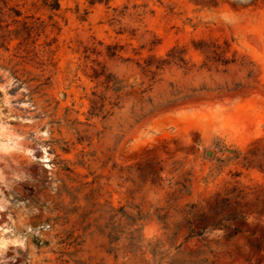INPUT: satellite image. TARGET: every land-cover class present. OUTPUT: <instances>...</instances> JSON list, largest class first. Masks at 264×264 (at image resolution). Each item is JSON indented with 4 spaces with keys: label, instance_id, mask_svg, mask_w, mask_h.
Segmentation results:
<instances>
[{
    "label": "rangeland",
    "instance_id": "1",
    "mask_svg": "<svg viewBox=\"0 0 264 264\" xmlns=\"http://www.w3.org/2000/svg\"><path fill=\"white\" fill-rule=\"evenodd\" d=\"M0 20V264H264V0Z\"/></svg>",
    "mask_w": 264,
    "mask_h": 264
},
{
    "label": "trees",
    "instance_id": "2",
    "mask_svg": "<svg viewBox=\"0 0 264 264\" xmlns=\"http://www.w3.org/2000/svg\"><path fill=\"white\" fill-rule=\"evenodd\" d=\"M43 2L51 10H59V8H60V0H43ZM13 13H14L15 17H20L21 16V13L19 11H17V10H13ZM15 22H19V21L15 20ZM22 26H23L24 30L26 31V34H27V36L25 38H23V40H27L32 34V27H29L26 22H23ZM1 29H2V27H1V20H0V30ZM16 35H18V31L16 32ZM6 38H7V36H5V34L0 35V40H2V44H1L2 46H3V42L6 40ZM206 47L207 48H205V50L204 49L202 50V52L205 54L206 58H213L216 61H221L225 65L230 62L228 60L227 61L220 60V58H219L221 56L220 54L224 53L227 50V48L223 49L221 46H219L216 43H211V44L207 45ZM197 49H202V48H197ZM171 53H172V51H170L168 53V55L170 56ZM108 55L110 57H113L115 55V52L109 53ZM159 62H160L159 65L167 63V61H165V60L164 61H159ZM145 63H146V66L143 67L144 70L147 69V66L151 65L149 62H145ZM159 65L157 66V68H159ZM107 82H109V80H107ZM228 205H229L228 199H224L220 206H216L215 207L214 211L215 212L219 211L222 208L227 207ZM238 217L242 218L243 216L242 215H234V216H232V219H236ZM216 224H219V221H215L213 223V225H216ZM237 232H239V229L238 228H234V230L232 231V233L229 234V236L234 235Z\"/></svg>",
    "mask_w": 264,
    "mask_h": 264
}]
</instances>
